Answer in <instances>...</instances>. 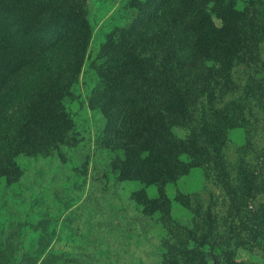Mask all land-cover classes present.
Returning <instances> with one entry per match:
<instances>
[{"label":"trees","instance_id":"obj_1","mask_svg":"<svg viewBox=\"0 0 264 264\" xmlns=\"http://www.w3.org/2000/svg\"><path fill=\"white\" fill-rule=\"evenodd\" d=\"M243 4L238 9L237 0L137 3L132 24L117 37L109 36L100 47L102 63L91 108H103L110 102L138 105L144 112V124L150 121L154 129L148 135H138L127 125L122 130L116 128L114 122L103 144L106 150L126 151L120 162L124 169L131 158H139L138 167L152 172L146 184L157 187L166 209L165 218L160 219L163 225L171 230L182 227V246L170 241L163 244L167 251L164 264H179L181 254L189 256L191 264H206L209 258L214 264H239L234 252L246 244L243 236L255 242L264 228V206L253 205L264 191L263 174L255 172L231 180L220 154L229 131L239 124L233 126L225 109L216 106L233 87L230 69L248 63L252 45L264 37V1ZM211 16L221 20L227 36L215 50H199L187 24ZM85 18L82 0H0V101L8 98L14 79L27 70L36 80L32 89L45 99L32 96L25 83H18L20 91L10 96L12 105L0 114V177L16 180L20 172L12 164L14 156L46 153L72 129L73 122L61 104V91L72 81L82 57L68 50L60 53V61L50 54V45L68 25L83 23ZM252 91L245 100L251 98L249 103H259L264 111V83ZM236 110L242 117V106ZM179 128L186 132L182 139L174 133ZM124 129L135 142L123 135ZM204 160H210L216 180L226 191L229 217L223 232L216 230V217L208 210L194 209L177 196L174 200L187 209L192 229L173 215L166 216L171 202L165 186L175 185L179 177ZM201 229L205 230L202 236L198 233Z\"/></svg>","mask_w":264,"mask_h":264},{"label":"rangeland","instance_id":"obj_2","mask_svg":"<svg viewBox=\"0 0 264 264\" xmlns=\"http://www.w3.org/2000/svg\"><path fill=\"white\" fill-rule=\"evenodd\" d=\"M82 1L85 22L68 25L59 41L54 39L50 45V54L60 61V53L68 50L82 57L72 81L61 91V104L73 127L46 153L14 156L12 164L20 172L16 180L13 176L0 177V264H164V242L182 246L185 241L180 240L182 227L171 230L160 220L165 218L166 209L162 208L157 187L145 181L152 172L140 169L136 156L124 169L120 162L126 151L106 150L103 144L114 122L116 128L122 130L127 125L138 135L154 131L150 121L144 124L143 110L138 105L118 102L99 109L90 104L99 82L101 45L109 36L117 37L128 28L136 17L137 3L148 0ZM248 1L237 0V8ZM187 29L199 50H215V45L227 36L221 20L214 16L195 19ZM230 78L233 87L216 107L225 109L233 126L238 123L239 127L229 131V140L220 154L231 180L255 172L264 177V111L259 103H249L251 98L245 100L264 83V37L252 45L248 63L230 69ZM15 80L8 98L0 101V114L12 105L9 98L20 91L18 83H25L32 96L45 100L41 92L32 89L36 81L32 71L23 72ZM239 105L242 117L236 110ZM123 131L131 143L136 141L127 129ZM174 133L182 139L186 132L179 128ZM197 165L179 177L175 185L165 186L171 202L166 216L173 215L192 229L187 209L174 200L177 196L194 209L208 210L216 217V230L223 232L229 217L226 191L216 180L210 160ZM253 205L264 206V191ZM204 231L198 233L202 236ZM259 235L255 242L243 236L246 244L234 252L237 263L264 264V228ZM188 257L181 254L177 261L191 264ZM206 264H214V260L209 258Z\"/></svg>","mask_w":264,"mask_h":264}]
</instances>
